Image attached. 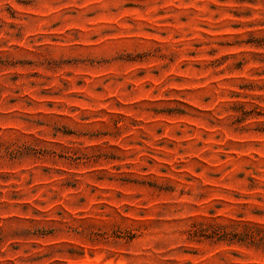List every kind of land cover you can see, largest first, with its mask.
<instances>
[{
    "label": "rangeland",
    "instance_id": "1",
    "mask_svg": "<svg viewBox=\"0 0 264 264\" xmlns=\"http://www.w3.org/2000/svg\"><path fill=\"white\" fill-rule=\"evenodd\" d=\"M0 264H264V0H0Z\"/></svg>",
    "mask_w": 264,
    "mask_h": 264
}]
</instances>
